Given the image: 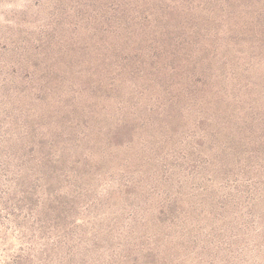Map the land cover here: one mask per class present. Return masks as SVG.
I'll use <instances>...</instances> for the list:
<instances>
[{
	"label": "rangeland",
	"instance_id": "374dc122",
	"mask_svg": "<svg viewBox=\"0 0 264 264\" xmlns=\"http://www.w3.org/2000/svg\"><path fill=\"white\" fill-rule=\"evenodd\" d=\"M0 264H264V0H0Z\"/></svg>",
	"mask_w": 264,
	"mask_h": 264
}]
</instances>
